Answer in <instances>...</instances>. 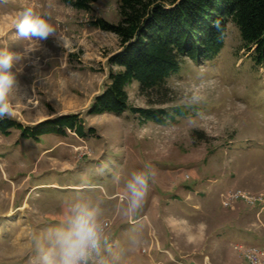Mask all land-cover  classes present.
<instances>
[{
  "label": "rangeland",
  "instance_id": "374dc122",
  "mask_svg": "<svg viewBox=\"0 0 264 264\" xmlns=\"http://www.w3.org/2000/svg\"><path fill=\"white\" fill-rule=\"evenodd\" d=\"M25 6L50 14L64 44L50 36L17 65L20 103L13 117L0 119L10 124L0 129V264H29L32 233L50 232L77 199L108 222L107 244L89 264H158L170 256L186 264H264V63L243 45L235 22L213 57H183L162 87L127 84L129 105L170 116L155 120L87 112L109 82V68L117 69L108 57L119 49L118 37L93 24L116 22L117 0H97L89 11L66 0H0V48L24 51L13 22ZM195 85L207 94L200 104L189 102ZM64 114L76 115L82 134L66 126L34 132ZM146 164L155 178L143 226H134L121 214L122 193ZM37 183L53 187L32 188Z\"/></svg>",
  "mask_w": 264,
  "mask_h": 264
},
{
  "label": "trees",
  "instance_id": "16d2710c",
  "mask_svg": "<svg viewBox=\"0 0 264 264\" xmlns=\"http://www.w3.org/2000/svg\"><path fill=\"white\" fill-rule=\"evenodd\" d=\"M78 10L89 11L97 0H66ZM116 22L102 18L93 24L113 32L119 49L108 57L109 82L87 108L89 113H139L164 120L162 109L136 108L128 103L126 86L136 80L143 91L162 87L178 71L183 57L192 61L213 57L222 46L229 21L238 27L243 45L257 63H264V0H117ZM253 48V49H252ZM75 114L60 115L39 131H60L66 126L82 134ZM9 123L1 122L0 129ZM56 127V128H55ZM26 135L35 136L34 132Z\"/></svg>",
  "mask_w": 264,
  "mask_h": 264
},
{
  "label": "clouds",
  "instance_id": "9594fccd",
  "mask_svg": "<svg viewBox=\"0 0 264 264\" xmlns=\"http://www.w3.org/2000/svg\"><path fill=\"white\" fill-rule=\"evenodd\" d=\"M13 23L16 38L27 42V45L22 53L13 52L7 47L0 48V119L13 117L15 107L20 103L17 73L21 68L17 65L37 50L40 41L47 40L50 36L57 37L58 41L64 44L50 14L33 6H25L17 12ZM202 87L193 86L189 96L191 104L206 101L207 94L201 90ZM154 178L155 171L150 164H146L143 169L133 171L124 184L121 214L134 226L138 221H141L143 226L145 218L141 217L140 213ZM115 179L119 181V176ZM63 217L50 232L44 235L32 233L30 246L33 254L29 264H89L94 257L101 255V250L108 241V226L101 219L99 208L86 199H77L65 207ZM180 222L175 219L173 221L174 224ZM187 240L191 243L193 238L188 236ZM139 243L140 236L133 240L131 247L134 248ZM102 264L114 262L104 258Z\"/></svg>",
  "mask_w": 264,
  "mask_h": 264
},
{
  "label": "crops",
  "instance_id": "0c3cea01",
  "mask_svg": "<svg viewBox=\"0 0 264 264\" xmlns=\"http://www.w3.org/2000/svg\"><path fill=\"white\" fill-rule=\"evenodd\" d=\"M50 186V187H53L52 186V183H37V184H34L33 185V187L32 188H35L36 186L38 187H41V186ZM56 185H58V184H56ZM36 187V188H37ZM11 210V209H10ZM10 210H7V211H5L4 213H2V214H4V216H6V215H8V212H10ZM1 217H3V216H1ZM213 234L218 238V239H220V237H222L221 236V234H222V232L220 231V230H218V228H216V230H214V232H213ZM164 246V245H163ZM131 261V263L130 262H128V263H130V264H140L138 261H135V260H132V258L130 259ZM135 262V263H134Z\"/></svg>",
  "mask_w": 264,
  "mask_h": 264
},
{
  "label": "built area",
  "instance_id": "2783aa9c",
  "mask_svg": "<svg viewBox=\"0 0 264 264\" xmlns=\"http://www.w3.org/2000/svg\"><path fill=\"white\" fill-rule=\"evenodd\" d=\"M106 224L108 225V222L105 221ZM260 246H264V244H261ZM160 251H165L164 249H160ZM257 262L254 261H247L246 264H256ZM158 264H186L184 263L182 260L174 258L173 256H170V258L168 260H163L162 262H158Z\"/></svg>",
  "mask_w": 264,
  "mask_h": 264
}]
</instances>
